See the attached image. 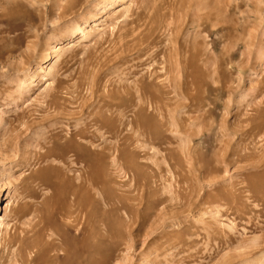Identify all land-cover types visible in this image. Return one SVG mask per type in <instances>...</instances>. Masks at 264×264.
Returning a JSON list of instances; mask_svg holds the SVG:
<instances>
[{
  "label": "rangeland",
  "instance_id": "rangeland-1",
  "mask_svg": "<svg viewBox=\"0 0 264 264\" xmlns=\"http://www.w3.org/2000/svg\"><path fill=\"white\" fill-rule=\"evenodd\" d=\"M83 236L98 264H264V0H0V264Z\"/></svg>",
  "mask_w": 264,
  "mask_h": 264
},
{
  "label": "bare ground",
  "instance_id": "bare-ground-1",
  "mask_svg": "<svg viewBox=\"0 0 264 264\" xmlns=\"http://www.w3.org/2000/svg\"><path fill=\"white\" fill-rule=\"evenodd\" d=\"M104 120V119H103ZM108 120H110V119H108ZM153 120V119H152ZM105 121V120H104ZM111 121V120H110ZM110 121H109V123H110ZM139 122V121H138ZM142 122V121H141ZM145 122V121H144ZM105 123V122H104ZM107 123V122H106ZM147 124H149V123H147ZM110 125V124H109ZM108 125V127H110ZM151 127V126H150ZM90 138H92V137H90ZM89 142H91V141H89ZM88 142V143H89ZM74 143V142H73ZM69 144H70V142H69ZM92 144V143H91ZM74 145H75V143H74ZM77 146V145H76ZM78 149V148H77ZM56 150V149H55ZM54 151V150H53ZM58 151V150H57ZM60 153H61V151H59ZM54 153V152H53ZM113 153V152H112ZM116 153V152H115ZM49 155V154H48ZM48 155H45V157L46 156H48ZM103 159V154L101 153V152H96V153H93V154H85V157L83 158L82 157V160L81 161H83V162H87V161H89L90 162V164H92V169H91V171H92V173H97V172H99V171H101L102 170V165H101V162L103 161L102 160ZM117 158H114L113 159V161H112V164H116L117 162ZM104 162V161H103ZM81 165V164H80ZM82 166V165H81ZM84 169H85V167H84ZM56 171V170H55ZM49 174L50 175H55V173H50V171H49ZM87 175V174H86ZM49 176V175H48ZM47 176V177H48ZM46 177V176H45ZM53 177V176H52ZM95 177V176H94ZM51 178V177H50ZM78 180V179H77ZM45 184L46 185H49V186H51V188H53V191H54V194H56L57 196H60L59 198H61L62 197V193H61V189L60 188H57V187H54V186H52V184H51V182L49 181V179L48 180H46L45 181ZM94 185V184H93ZM80 193H81V190H80ZM80 194H78L77 196H76V202L77 203H79V201H80ZM74 205V204H73ZM97 205V204H96ZM77 208V207H76ZM94 212V211H93ZM101 223V222H100ZM102 224H104V226H105V228H106V230H105V232H103V233H101V231L99 230V229H97L96 230V233H97V235H98V237L101 239V238H103L104 237V235L105 234H107V233H110V229H109V227L106 225V223L105 222H103ZM91 233V232H90ZM81 235V234H80ZM93 236V235H92ZM85 236H83V238L79 241V240H77V239H79L78 237H76L75 238V240H76V242L78 241V243H77V248H75L74 250H71V248H69V247H66V249H65V258H64V260H69L70 258H72V253L74 252V254H75V259H73V261H72V263L71 264H98L97 262L95 263H92L91 262V259L90 258H86V257H84V258H81L80 256L83 254V253H85L86 251H88V250H90L91 248H90V246L89 245H87V243H86V240H87V238H84ZM108 238V237H107ZM96 239V238H95ZM106 241V240H105ZM93 243V242H92ZM59 245H63V242H60V244ZM47 246H43V248H42V250H41V253H40V258H41V260H45V257H46V254H47V252H48V250L47 249H49L48 247L46 248ZM98 251H100V248H98L97 246L96 247H94L93 249H92V253L93 252H98ZM103 253V252H102ZM95 254V253H94Z\"/></svg>",
  "mask_w": 264,
  "mask_h": 264
}]
</instances>
